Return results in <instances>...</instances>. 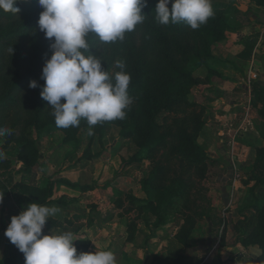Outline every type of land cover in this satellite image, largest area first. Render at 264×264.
I'll use <instances>...</instances> for the list:
<instances>
[{"label":"rangeland","instance_id":"obj_1","mask_svg":"<svg viewBox=\"0 0 264 264\" xmlns=\"http://www.w3.org/2000/svg\"><path fill=\"white\" fill-rule=\"evenodd\" d=\"M157 3L147 0L144 22L123 41L87 37L110 74L120 71L117 60L125 63L132 101L124 119L92 126L91 135L83 120L79 127L58 128L40 96L52 41L39 30L43 9L38 0H17L16 14L0 10V127L13 130L0 137V151L17 154L22 145L30 150L36 142L38 151L48 145L60 160L67 157L73 164L81 157L121 156L134 182L117 198L128 204L125 214L137 213L140 222L147 217L144 201H133L132 195L138 188L147 198L143 180L149 177L155 203L163 199L160 193L172 199L165 203L172 231L189 246L206 245L213 251L209 262L264 264L261 222L252 237L258 244L249 245V251L239 242L244 229L238 225L264 213V188H253L250 171L255 148L264 146V120L252 87L264 86V23L239 9L250 0H212L214 16L200 28L184 22L163 25L156 20ZM32 80L37 88L29 87ZM50 125L52 132L37 135V126ZM113 142L119 145L118 155L106 151ZM189 144L201 146L207 158L191 153Z\"/></svg>","mask_w":264,"mask_h":264},{"label":"clouds","instance_id":"obj_2","mask_svg":"<svg viewBox=\"0 0 264 264\" xmlns=\"http://www.w3.org/2000/svg\"><path fill=\"white\" fill-rule=\"evenodd\" d=\"M43 9L38 27L52 41L50 58L42 68L45 81L40 92L50 105L58 128L79 127L86 121L92 126L106 121L124 119L132 103L128 94L130 74L125 63L115 62L120 71L110 74L102 59L90 48L87 37L95 34L102 43L123 41L125 34L142 24V9L147 0H38ZM17 0H0V10L18 13ZM171 4V8H169ZM156 20L163 25L186 23L196 30L214 16L212 0H158ZM13 52V49H12ZM87 53V55L85 54ZM30 81V88H37ZM13 130L0 127V137ZM5 158L0 151V160ZM2 203V199H0ZM58 211L38 203L26 205L10 218L5 236L24 255L25 264H116L114 253L80 252L71 232L43 233L49 217Z\"/></svg>","mask_w":264,"mask_h":264},{"label":"crops","instance_id":"obj_3","mask_svg":"<svg viewBox=\"0 0 264 264\" xmlns=\"http://www.w3.org/2000/svg\"><path fill=\"white\" fill-rule=\"evenodd\" d=\"M250 2L247 16L264 23V0ZM56 142L51 144L59 148ZM46 146L30 167L15 153L4 152L5 158L0 160V262L25 264L24 255L11 252L10 241L4 233L10 218L35 202L58 209L49 217L43 233L71 232L77 254L110 250L116 264H212L208 257L213 251L206 250L202 242L187 245L172 231L175 226L168 220L157 223L156 217L148 212L140 222L137 213L125 214L128 204L117 198L128 192L125 187L134 182L121 156L111 157L109 153L81 157L73 164L75 161L67 157L60 160ZM107 150L118 155V143L113 142ZM133 192L134 197H143L138 188ZM221 197L225 201V193ZM135 215L138 219H134ZM132 220L134 223L130 226ZM251 247L246 248L249 251Z\"/></svg>","mask_w":264,"mask_h":264},{"label":"trees","instance_id":"obj_4","mask_svg":"<svg viewBox=\"0 0 264 264\" xmlns=\"http://www.w3.org/2000/svg\"><path fill=\"white\" fill-rule=\"evenodd\" d=\"M253 90L255 91L256 94V102H257V113L259 118L264 120V86L259 85L258 83H253L252 85ZM37 130V135H46L49 134L50 132H52L54 130L53 126H37L36 127ZM264 138V137H263ZM28 144V143H27ZM35 146L33 144H30V150L28 147V145L24 144L22 145L19 149V151L17 152V157L23 161V163L25 164V166L30 167L32 166L38 159V147H37V143H34ZM190 146V151L191 153L196 154L197 156H199L202 160L207 158V155L205 153V151H203L202 147L199 145H195V144H189ZM188 148V147H187ZM255 157L252 163V167H251V175L253 177V179L256 180V182L253 185V188H264V146L262 147H256L255 148ZM212 162H216L215 159H211ZM146 184V187L143 190L146 192L147 194V198L144 199V197H134L133 195V201H137V202H142L146 205V211L147 213L149 212L150 214H153L156 217L157 223H162L164 221H166L167 218V212H166V208H165V203L169 204L170 202H172V199H165L166 195L165 193H160V197H162L163 199H161L159 201V203H155V200L151 199L149 196H151V189L149 186V177H146L143 180V185ZM71 184V183H70ZM72 186H77L75 184H73ZM145 186V185H144ZM143 188V187H142ZM152 188V187H151ZM154 190V189H152ZM154 194V193H153ZM256 206V205H254ZM264 214V213H263ZM261 214V216L257 217H253L250 218L249 220H247V222L243 225L244 221H238V225L243 227V231H244V235L241 237L240 239V243L243 246H249L251 244H258L257 241L253 240V236L255 233V229L257 227L256 223L257 222H261V225L264 228V215ZM243 225V226H242ZM239 228L238 226H235L234 231H238ZM179 235V234H178ZM180 239H182L183 242H185V240L183 239V237L181 235H179ZM10 248H11V252L13 254H15V250L13 249V244L10 243ZM259 260V258H257ZM256 259V261H257ZM4 262H0V264H3Z\"/></svg>","mask_w":264,"mask_h":264},{"label":"water","instance_id":"obj_5","mask_svg":"<svg viewBox=\"0 0 264 264\" xmlns=\"http://www.w3.org/2000/svg\"><path fill=\"white\" fill-rule=\"evenodd\" d=\"M239 9H240L241 11H247V10H248V6L245 5V4H240V5H239Z\"/></svg>","mask_w":264,"mask_h":264},{"label":"built area","instance_id":"obj_6","mask_svg":"<svg viewBox=\"0 0 264 264\" xmlns=\"http://www.w3.org/2000/svg\"><path fill=\"white\" fill-rule=\"evenodd\" d=\"M13 249L15 250L16 254L23 255L15 245H13Z\"/></svg>","mask_w":264,"mask_h":264}]
</instances>
